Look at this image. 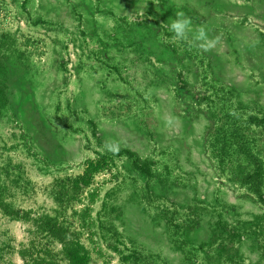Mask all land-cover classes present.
<instances>
[{"label": "rangeland", "instance_id": "obj_1", "mask_svg": "<svg viewBox=\"0 0 264 264\" xmlns=\"http://www.w3.org/2000/svg\"><path fill=\"white\" fill-rule=\"evenodd\" d=\"M71 253L264 264V0H0V264Z\"/></svg>", "mask_w": 264, "mask_h": 264}, {"label": "clouds", "instance_id": "obj_2", "mask_svg": "<svg viewBox=\"0 0 264 264\" xmlns=\"http://www.w3.org/2000/svg\"><path fill=\"white\" fill-rule=\"evenodd\" d=\"M175 19L171 20L165 26L173 33V39L176 40H190L191 43L207 52L220 43V36H210L206 25H197L193 27L191 17L187 16L183 11H178L175 14ZM174 119V118H172ZM171 123V120L168 121ZM104 149L109 152L117 153L119 145L116 141H105Z\"/></svg>", "mask_w": 264, "mask_h": 264}, {"label": "trees", "instance_id": "obj_3", "mask_svg": "<svg viewBox=\"0 0 264 264\" xmlns=\"http://www.w3.org/2000/svg\"><path fill=\"white\" fill-rule=\"evenodd\" d=\"M69 262L73 264H84V259L80 257L78 254L71 253L68 255Z\"/></svg>", "mask_w": 264, "mask_h": 264}]
</instances>
